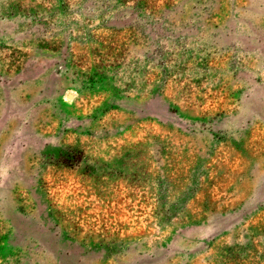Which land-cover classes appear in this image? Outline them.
I'll return each mask as SVG.
<instances>
[{"label": "rangeland", "instance_id": "obj_1", "mask_svg": "<svg viewBox=\"0 0 264 264\" xmlns=\"http://www.w3.org/2000/svg\"><path fill=\"white\" fill-rule=\"evenodd\" d=\"M0 264H264V0H0Z\"/></svg>", "mask_w": 264, "mask_h": 264}]
</instances>
